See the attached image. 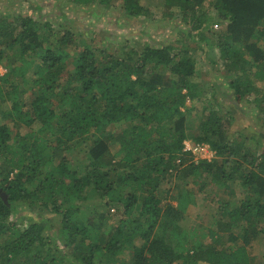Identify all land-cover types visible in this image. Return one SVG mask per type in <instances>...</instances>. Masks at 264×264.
<instances>
[{
  "label": "trees",
  "instance_id": "16d2710c",
  "mask_svg": "<svg viewBox=\"0 0 264 264\" xmlns=\"http://www.w3.org/2000/svg\"><path fill=\"white\" fill-rule=\"evenodd\" d=\"M72 1L84 10L96 4ZM96 1L104 8L118 4L119 13L132 19L146 15L140 0ZM163 1L165 12L181 13L198 43L215 36L226 72L249 77L229 83L235 102L251 92L253 82L264 81V45L258 43H264V0H214L211 10L203 8L206 0ZM53 14L64 19L59 10ZM50 15L44 20L0 12V62L7 60L0 84L22 83L9 84L6 92L0 85V104L10 103L4 116L15 131L0 125V264H254L247 245L253 235L264 236V151L257 155L243 134L234 139L217 112L189 139L208 145L217 160L178 170L184 180L174 184L176 206L160 198L159 186L175 161L182 163L187 130L180 109L193 97L195 76L190 55L143 44L114 56L84 45L71 57L67 48L79 46L77 33ZM51 38L56 45L47 49ZM30 69L34 78L28 81ZM27 81L31 100L23 103L19 87ZM127 123L131 128L112 138L118 150L111 155L112 135L105 129ZM200 173L230 194L233 186L244 194L235 206L222 202L226 220L208 228V244L182 228L187 205L194 204L193 193L183 188L185 178ZM114 207L121 213L112 225ZM18 217L27 222L23 230H16ZM54 217L62 248L44 235ZM223 234L227 246L218 248Z\"/></svg>",
  "mask_w": 264,
  "mask_h": 264
},
{
  "label": "rangeland",
  "instance_id": "374dc122",
  "mask_svg": "<svg viewBox=\"0 0 264 264\" xmlns=\"http://www.w3.org/2000/svg\"><path fill=\"white\" fill-rule=\"evenodd\" d=\"M213 2L214 0H206L203 3V8L211 10L210 6ZM95 3L93 9L91 7L94 5V1L86 9L88 12L82 9V4H75L72 0H0V12L4 10L6 14H30L36 19L48 17L46 15L50 13V18L54 21L56 20L57 24H65L66 28L77 33L76 40L79 46L67 48L71 57H75L77 49H81L84 45L90 46L96 54L101 49H105L112 56L120 55L125 46L126 48H132L143 44L171 46L174 48L173 51L177 53L178 51H185V54L190 55L193 61L195 76L193 79L194 86L191 90L193 97L191 100H185L184 106L180 109L185 118V128L187 130V138L184 142L193 140L194 136H198L197 132H199L198 126L200 122L211 111H215L227 121L228 124L225 123L224 125L227 129H231L234 139L243 134L248 138L247 145L257 155L264 151V129L260 127L264 117V81L253 82L251 92L248 95H244L241 102H235L229 83L237 77L241 79V82H243V79L248 80L249 77L247 78V75L244 76L240 72L235 74L224 70L223 63L219 57V51L215 47V36L213 34H210V36L206 35V42L198 43L199 41L196 37H190L187 34L188 25L181 22V13L177 9L174 8L165 12L163 0H140L139 4L146 9V15L145 17L141 16L136 19L122 16L119 13L118 4H112L108 8H104L96 0ZM35 9L38 11L35 12ZM57 10L63 14L64 19H53L57 18L53 14ZM168 13L172 14V18L168 17ZM58 26L55 25V32L60 30ZM218 30L219 26L213 27L212 32L215 34ZM59 36H61L60 33L57 37ZM258 43L259 45H264L262 40H259ZM55 45L56 41L54 38H51L49 43L44 44V47L51 49ZM70 61H66L67 69L69 70L72 69ZM2 64L6 65L7 60L2 59ZM33 69L25 73V80H33ZM15 83L19 84L20 80H10L7 84H0L2 91L6 92L9 90L8 85H15ZM30 85V82L24 87L20 85L18 97L20 102L27 103L31 100L28 90ZM33 88L37 90L36 87ZM9 109V102L0 104V125H7L9 131L15 133L13 123L8 117L4 116V113L9 111ZM230 117L233 118L231 122L228 120ZM130 128L131 125L127 123L110 125L105 129V132L112 135L108 143L111 155H114L118 150V146L112 138L121 134L123 130H129ZM35 129L36 127L34 126L33 131ZM21 131L22 133L26 131L30 132L26 128H23ZM184 153L181 156L179 155L182 159L181 165L176 160V169L168 172L166 180L158 188L160 198L164 202H170L173 206H176V202L173 199L179 191L176 192L174 184L175 182L178 184L179 182L177 181L184 180H181L184 174L178 172V170H182L190 163L199 162L193 160L189 154ZM84 157H78V161H83L84 164L87 163ZM216 160L217 158L214 153L213 158L209 162L213 163ZM55 163L53 161L51 164ZM185 183L183 188H187L188 191L193 193L192 201L194 204L187 205L186 218L182 228L194 235L196 239H200L203 243L208 244L210 241L206 237L208 228L213 226L216 230L217 222L226 220L225 218H221L219 211L222 202H229L232 206H235L244 198V194L238 188H234V186L233 193L230 194V191L225 189V185L212 183L210 176L205 173H200L197 177H187L185 178ZM226 185H231V183L229 182ZM110 213L112 215L108 222L114 225L118 222L121 211H117V208L114 207L113 210H110ZM58 220L59 218L57 217L50 219V224L47 225L48 227L44 235L54 237L56 245L62 248L64 245L58 239L60 232ZM26 225V220L18 217L16 230H23ZM260 227H263V225H260ZM223 236V242L221 246L217 245L218 248L227 246L225 234ZM247 252L254 264H264V236L253 235L250 243L247 245Z\"/></svg>",
  "mask_w": 264,
  "mask_h": 264
},
{
  "label": "built area",
  "instance_id": "2783aa9c",
  "mask_svg": "<svg viewBox=\"0 0 264 264\" xmlns=\"http://www.w3.org/2000/svg\"><path fill=\"white\" fill-rule=\"evenodd\" d=\"M7 72L6 67L0 62V77H3ZM183 152L189 154L195 161L209 162L213 158V151L206 144H195L187 141L183 142Z\"/></svg>",
  "mask_w": 264,
  "mask_h": 264
}]
</instances>
